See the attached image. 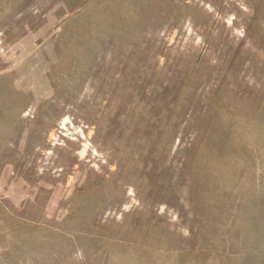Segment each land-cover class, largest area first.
<instances>
[{
    "label": "rangeland",
    "instance_id": "1",
    "mask_svg": "<svg viewBox=\"0 0 264 264\" xmlns=\"http://www.w3.org/2000/svg\"><path fill=\"white\" fill-rule=\"evenodd\" d=\"M0 264H264V0H0Z\"/></svg>",
    "mask_w": 264,
    "mask_h": 264
}]
</instances>
